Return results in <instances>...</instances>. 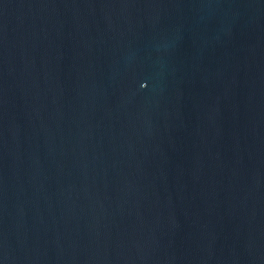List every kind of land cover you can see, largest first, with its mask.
Instances as JSON below:
<instances>
[{"label":"water","instance_id":"water-1","mask_svg":"<svg viewBox=\"0 0 264 264\" xmlns=\"http://www.w3.org/2000/svg\"><path fill=\"white\" fill-rule=\"evenodd\" d=\"M0 264H264V0H0Z\"/></svg>","mask_w":264,"mask_h":264}]
</instances>
